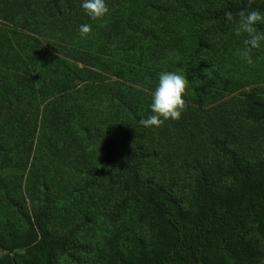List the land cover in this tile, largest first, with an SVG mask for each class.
<instances>
[{"label":"trees","instance_id":"16d2710c","mask_svg":"<svg viewBox=\"0 0 264 264\" xmlns=\"http://www.w3.org/2000/svg\"><path fill=\"white\" fill-rule=\"evenodd\" d=\"M107 4L109 13L93 20L81 0H0L8 22L37 34L55 30L67 42L59 56L42 51L33 36L37 51L24 58L17 87L6 89L9 104L1 114L9 119L0 120V154L16 148L2 138L8 122L18 139L38 135V147L28 170L26 163L18 170L5 166L14 183L8 182L10 212L0 221V264H58L61 255L85 248L76 246L61 217L68 214L63 202L79 206L77 190L91 181L67 189L59 165L50 181L49 172L39 173L37 157L47 145V156L58 157L52 163L63 158L78 179L83 165L73 157L91 153L95 138L115 163L103 168L104 196L93 194L95 187L86 190L77 231L95 226L91 240L106 243L94 254L101 264H264V85L245 89L248 72L264 78V64L221 71L204 52L212 34L235 27L225 13H237L249 0H221L215 7L200 0ZM251 6L264 11V0ZM82 24L92 26L86 36ZM257 27L264 31V24ZM171 44L180 64L164 51ZM7 60L0 49V61ZM184 65L181 118L141 125L153 114L159 75ZM98 69L115 79L107 81ZM22 144L17 153L24 162L33 144ZM114 198L124 208L109 211Z\"/></svg>","mask_w":264,"mask_h":264},{"label":"rangeland","instance_id":"374dc122","mask_svg":"<svg viewBox=\"0 0 264 264\" xmlns=\"http://www.w3.org/2000/svg\"><path fill=\"white\" fill-rule=\"evenodd\" d=\"M202 4L206 3V6L208 7H215L217 6L221 0H200ZM222 35H219L218 32L212 34V38L208 40V44L210 45L209 49H204V52L206 54V60H215L218 64V68L226 71L228 68L236 67V69H241V71H247V67L249 65L257 64L259 66L264 64V45L261 46L258 49H253L250 54H252V58H254L255 61H252V63H248L245 59L241 58V51L244 49L245 45L243 41L246 39V36L241 35L237 37L235 35V27H229L226 28V30H221ZM33 36L39 39V46L41 50H47L50 51L56 55L63 56V50L65 48V45L67 42L62 38L63 36L56 32L55 30H51L49 28H45L42 30V34H37L33 31H30L28 28H22L18 26L17 24H14L13 21L8 22L7 19L3 17L2 14H0V37H2V42H0V49L2 50L3 56L7 57L8 60L6 62L0 61V120L2 123H5L6 120L9 118L3 119V116L1 114L2 111L5 110L6 106L9 104V100H6L7 98V92L6 89L13 88L14 86L17 87L19 79L18 74L22 72L24 68L27 67L25 64L24 58H28L34 55V53L37 51V48L35 47V43L33 42ZM169 42H173L170 40ZM2 44V46H1ZM174 44V43H173ZM61 50V51H57ZM164 51H169V59L177 64H180L181 61H178L181 57L180 51H178L177 48L172 47V44L166 48ZM4 61V60H3ZM195 70L196 72H201L202 67L196 63ZM82 65V64H80ZM241 66V67H238ZM188 65H184L181 69H177V73H180L186 77L185 74V67ZM99 72L103 73L107 77V81L110 80V76L104 72L103 69H98ZM248 72V71H247ZM249 79V83L245 86V89H250L252 87H255L256 85H264V78L263 77H253L252 72H248V76L246 77ZM114 80L115 78H111ZM256 80V83H255ZM78 87H84L83 83L77 84ZM77 87V88H78ZM238 93L235 91L234 94ZM229 94V93H227ZM42 108V107H41ZM16 129L14 127L11 128L10 123L8 122L7 127L3 128L1 131L2 138L5 142V144L9 143H15L16 142V148L14 151H10L8 149H4V151L0 154V221L3 222L7 218V212L9 209V202L10 198L7 197L8 193V182L14 183L12 180V172L8 171L5 172L6 165H11L10 168L14 170H18L23 167L24 163H26V169L28 170V167L31 162L35 161V156L37 152V138L38 135H35V133L26 132L20 139V143L17 142L19 140L16 137ZM86 134V133H85ZM91 135V134H86ZM82 136L85 138V135L82 134ZM47 138V136H44L43 139ZM42 139V138H41ZM88 140V139H87ZM89 141V140H88ZM92 141V140H91ZM25 142L27 145L33 144V149L31 150L30 157L28 161L22 162L21 157L19 156V153L17 151H21L23 145L22 143ZM42 143V141H41ZM93 146L92 152L89 154H84L78 157H73V159H77V162L75 164L79 165V163L82 166L81 169V176L74 177L76 174L74 171L70 170V166L68 164L66 166L63 165V158L60 157V161L54 165L52 163L53 160H56L58 157L52 156L48 157V146L44 145L43 153L40 154L37 158L39 159V173L41 174L43 172H49L50 181L52 180V173L55 172V166L59 165V173L63 174L61 184H65V188L71 189V188H78L79 183L83 181V184H86L88 182L89 185L87 189H93V194L97 195H103L104 196V187L100 183L104 182L105 180V171H103L104 166L106 168H109L113 166V163L110 159H107L106 156H111V152H106V150H103L104 147L100 145L99 140L95 138L93 142L91 143ZM36 149V150H35ZM41 156V157H40ZM114 160V159H113ZM16 165H15V163ZM49 164V165H48ZM104 172L103 174H100L101 172ZM11 173V174H10ZM28 176V171L24 175L23 185L26 183V177ZM108 183V182H107ZM29 184V183H28ZM36 184V183H35ZM107 185V184H106ZM82 186V185H81ZM61 188L65 190V188ZM86 189V190H87ZM60 190V189H59ZM84 189V187H81L80 190H77V196L80 199L79 206L75 203H71L70 200L63 202L64 209L68 212V214L61 217V219H65L68 222H64L63 226L68 229L66 233H71V237L73 236L76 241V246L79 248H84L82 251L75 252L72 251L71 253L73 255H61L58 260V264H101L98 260V258L94 255L96 254V251L99 249L98 245L104 246L106 245L105 241L104 243L101 241V239H97L95 242L91 240L92 236H95L92 229L95 227L92 225V229L87 225V229L85 232H79L77 231L78 226H82L83 219L81 218V215L83 212L87 211V208L85 207L86 198H88V192ZM122 200V199H120ZM119 200V201H120ZM117 201L116 198H114L111 201V204L109 205L108 210L109 211H116V208H124L123 202ZM27 205L31 204V199L26 198ZM99 204L103 205V201H99ZM117 204V205H116ZM127 207V205L125 206ZM112 226H110V231ZM95 239V238H94ZM101 250V249H99Z\"/></svg>","mask_w":264,"mask_h":264},{"label":"clouds","instance_id":"9594fccd","mask_svg":"<svg viewBox=\"0 0 264 264\" xmlns=\"http://www.w3.org/2000/svg\"><path fill=\"white\" fill-rule=\"evenodd\" d=\"M255 0H249V6L240 9L237 13L228 11L225 19L234 22L235 35H244L245 47L240 55L248 63H252L251 55L253 49H258L264 45V31L258 30V25L264 24V11L253 8L251 5ZM81 7L86 15L93 20L103 19L109 13L107 0H81ZM92 30L89 24H82L79 32L81 36H86ZM188 79L175 71L162 72L158 78L151 99V112L146 119H141L140 124L144 127H160L165 121L178 120L186 108L184 96Z\"/></svg>","mask_w":264,"mask_h":264}]
</instances>
